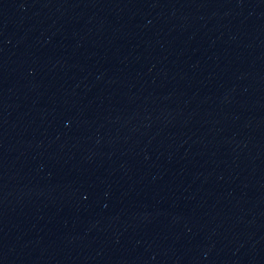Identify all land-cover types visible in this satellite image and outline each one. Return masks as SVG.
<instances>
[{
  "label": "water",
  "instance_id": "obj_1",
  "mask_svg": "<svg viewBox=\"0 0 264 264\" xmlns=\"http://www.w3.org/2000/svg\"><path fill=\"white\" fill-rule=\"evenodd\" d=\"M0 264H264V0H0Z\"/></svg>",
  "mask_w": 264,
  "mask_h": 264
}]
</instances>
